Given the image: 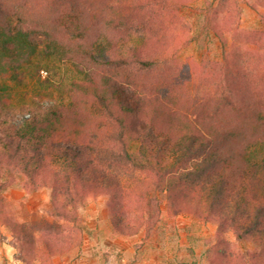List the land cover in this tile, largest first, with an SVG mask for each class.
Masks as SVG:
<instances>
[{
  "label": "trees",
  "instance_id": "1",
  "mask_svg": "<svg viewBox=\"0 0 264 264\" xmlns=\"http://www.w3.org/2000/svg\"><path fill=\"white\" fill-rule=\"evenodd\" d=\"M194 1L118 0L124 11L118 17L129 20L127 15L147 14L155 6L182 8ZM63 3L68 21L51 30L0 7V194L15 184L30 191L47 187L55 214L74 222L90 198L106 197L120 218L116 226L128 234L143 227L150 232L167 203L176 213L215 222L251 242L243 252L221 254L232 264H264V99L255 98L245 65L232 54V28L210 24L228 60L215 92L227 88L225 100L253 128L229 126L120 73L130 65L166 64L182 49L176 38L147 30L128 47L132 35L115 29L107 32L100 53L88 0ZM42 51L70 61L84 82L75 83L68 100L61 96L15 116L8 110L14 107L17 70ZM43 243L51 254L62 250L59 237ZM27 244L29 255L43 253L38 244Z\"/></svg>",
  "mask_w": 264,
  "mask_h": 264
},
{
  "label": "rangeland",
  "instance_id": "2",
  "mask_svg": "<svg viewBox=\"0 0 264 264\" xmlns=\"http://www.w3.org/2000/svg\"><path fill=\"white\" fill-rule=\"evenodd\" d=\"M88 4L93 13L89 26L97 32L100 53L106 47L107 32L115 29L132 35L128 47L139 43L147 30L157 38H176L182 47L166 64L120 69L125 78L136 80L151 93L169 94L176 103L189 104L191 110L215 115L229 126L253 128L235 104L225 100L223 95L231 94L227 88L215 92L216 81L227 73L228 60L210 24L232 28L228 33L232 54L245 65L255 98L264 99V0H195L188 7L155 6L147 14V10L138 11L127 15L129 20L118 17L124 14L118 0H88ZM2 6L45 30L59 29L69 18L63 0H0ZM42 34L46 39V33ZM17 72L14 107L8 110L15 116L61 96L68 100L75 83L84 82L70 61L43 51ZM231 96L238 101L237 96ZM119 220L106 197L90 198L74 222L55 214L51 189L30 191L12 185L0 194V264H213V260L232 264L221 254L253 247L233 230L224 231L215 222L176 213L167 203L150 232L143 227L136 233H124L116 226ZM45 237H59L61 252H48ZM27 242L41 246L43 253L29 255Z\"/></svg>",
  "mask_w": 264,
  "mask_h": 264
}]
</instances>
